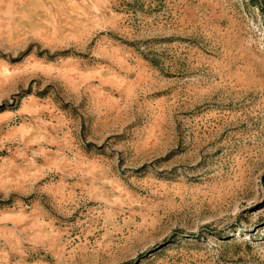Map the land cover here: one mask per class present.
<instances>
[{
  "label": "rangeland",
  "instance_id": "1",
  "mask_svg": "<svg viewBox=\"0 0 264 264\" xmlns=\"http://www.w3.org/2000/svg\"><path fill=\"white\" fill-rule=\"evenodd\" d=\"M0 264H264V0H0Z\"/></svg>",
  "mask_w": 264,
  "mask_h": 264
}]
</instances>
